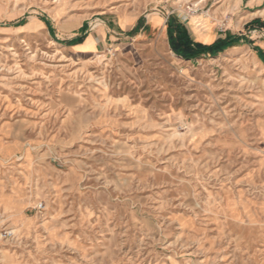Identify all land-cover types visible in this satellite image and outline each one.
Returning a JSON list of instances; mask_svg holds the SVG:
<instances>
[{
    "label": "rangeland",
    "instance_id": "obj_1",
    "mask_svg": "<svg viewBox=\"0 0 264 264\" xmlns=\"http://www.w3.org/2000/svg\"><path fill=\"white\" fill-rule=\"evenodd\" d=\"M170 19L234 44L183 58ZM257 20L264 0H0V264H264Z\"/></svg>",
    "mask_w": 264,
    "mask_h": 264
},
{
    "label": "trees",
    "instance_id": "obj_2",
    "mask_svg": "<svg viewBox=\"0 0 264 264\" xmlns=\"http://www.w3.org/2000/svg\"><path fill=\"white\" fill-rule=\"evenodd\" d=\"M256 23L264 27V23L260 20H257ZM167 26L168 40L171 49L174 53L186 59H194L203 54L216 55L234 44L233 39L224 40L222 38L217 39L209 45L194 42L186 24L178 20L170 19ZM258 51L260 55L264 54L261 49H258Z\"/></svg>",
    "mask_w": 264,
    "mask_h": 264
},
{
    "label": "crops",
    "instance_id": "obj_3",
    "mask_svg": "<svg viewBox=\"0 0 264 264\" xmlns=\"http://www.w3.org/2000/svg\"><path fill=\"white\" fill-rule=\"evenodd\" d=\"M185 23V22H184ZM186 26H188L187 28H188V30H189V32H190V35H191V38H192V40L194 41V42H198V43H202V44H205V45H209V44H211V43H213V42H215L217 39H219V38H224V36H222L221 34H216L215 32H214V30H213V32H214V37H213V39L212 40H210V41H204L194 30H193V28L191 27V25H187L186 24ZM165 27L167 28V24H165ZM166 32H167V30H166ZM106 37H107V34H106ZM88 38L89 37H87L85 40H84V42H82L81 43V39H79V40H76L77 42L79 41V45L80 46H83L86 42H87V40H88ZM98 41V43L101 41L100 39L99 40H97Z\"/></svg>",
    "mask_w": 264,
    "mask_h": 264
},
{
    "label": "bare ground",
    "instance_id": "obj_4",
    "mask_svg": "<svg viewBox=\"0 0 264 264\" xmlns=\"http://www.w3.org/2000/svg\"><path fill=\"white\" fill-rule=\"evenodd\" d=\"M90 41L92 42L93 45H96V42H95L94 38L91 36V38L89 39V41L86 42L85 46L89 45Z\"/></svg>",
    "mask_w": 264,
    "mask_h": 264
},
{
    "label": "built area",
    "instance_id": "obj_5",
    "mask_svg": "<svg viewBox=\"0 0 264 264\" xmlns=\"http://www.w3.org/2000/svg\"><path fill=\"white\" fill-rule=\"evenodd\" d=\"M42 207V205H40Z\"/></svg>",
    "mask_w": 264,
    "mask_h": 264
}]
</instances>
